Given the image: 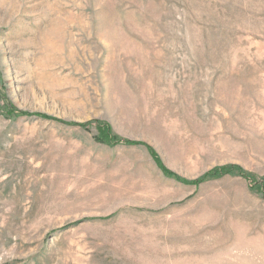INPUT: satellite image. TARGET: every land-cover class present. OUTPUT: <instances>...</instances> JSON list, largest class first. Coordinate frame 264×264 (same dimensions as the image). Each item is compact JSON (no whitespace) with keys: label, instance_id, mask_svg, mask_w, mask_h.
<instances>
[{"label":"rangeland","instance_id":"1","mask_svg":"<svg viewBox=\"0 0 264 264\" xmlns=\"http://www.w3.org/2000/svg\"><path fill=\"white\" fill-rule=\"evenodd\" d=\"M0 264H264V0H0Z\"/></svg>","mask_w":264,"mask_h":264},{"label":"trees","instance_id":"2","mask_svg":"<svg viewBox=\"0 0 264 264\" xmlns=\"http://www.w3.org/2000/svg\"><path fill=\"white\" fill-rule=\"evenodd\" d=\"M109 136H110V135H109V133L107 132V130H106V129H103V131L101 132V136H100V138H101L102 140H105V139H111ZM231 169H232L231 166H223V167H221V168H219V169H216L214 172L209 173L208 175H212V176H223V175H225L226 173H230ZM261 184H262V183H261ZM262 186H263V184H262Z\"/></svg>","mask_w":264,"mask_h":264}]
</instances>
